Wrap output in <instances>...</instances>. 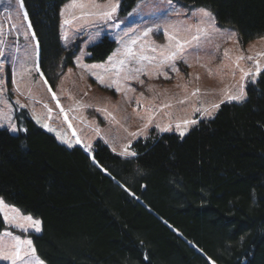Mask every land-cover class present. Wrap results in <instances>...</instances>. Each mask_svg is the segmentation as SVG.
I'll return each mask as SVG.
<instances>
[{"label": "trees", "instance_id": "16d2710c", "mask_svg": "<svg viewBox=\"0 0 264 264\" xmlns=\"http://www.w3.org/2000/svg\"><path fill=\"white\" fill-rule=\"evenodd\" d=\"M65 1L22 0L51 86L75 54L61 44ZM176 1L208 7L242 42L264 35V0ZM113 47L103 37L88 59ZM246 96L183 137L151 130L134 156L97 141L94 161L15 110L17 134L0 128V197L41 221L31 238L46 264H264V72Z\"/></svg>", "mask_w": 264, "mask_h": 264}, {"label": "rangeland", "instance_id": "374dc122", "mask_svg": "<svg viewBox=\"0 0 264 264\" xmlns=\"http://www.w3.org/2000/svg\"><path fill=\"white\" fill-rule=\"evenodd\" d=\"M70 2L71 0H66L60 7L59 33L62 47L75 52L72 64L66 67L54 86L49 83L45 85L44 80L40 78V73L35 71L23 77L17 75L16 79L20 88L17 92L12 84L13 71L23 72L21 64L29 69L38 64V43L36 38H32V29L28 31L30 25L28 18L23 19L26 14L25 9L23 8V12L20 11L17 0H0V41H2L0 49L4 52V56H0V64L4 65L0 79L5 82L4 90L0 92V113L12 117L11 121L0 120V128L8 130L11 134H17L15 110H26L39 127L47 132L49 131L42 127V124H48L53 128L55 131L49 133L53 134L61 144L69 147L63 141H70L72 147H80L93 161V149L97 141L105 143L112 152L122 157H130L132 156L130 153H134V142L145 139L153 129L158 134L179 135L176 128L179 122L181 130L187 127L185 132L187 134L195 124L185 126L183 120L195 119L198 122L213 118L219 108L213 109L212 105L227 101L225 89L234 92L239 87L241 72L235 66L234 58L242 53L247 56L264 51V35L242 42L234 28L221 26L215 19L216 28L220 31L210 30L211 43L202 39L200 51L196 52L192 48H187V54H181V58L170 62L176 65L178 71H172L168 65L158 69L154 64L150 65L145 62L148 74L140 75V80L144 83L141 84L137 80H123V72H121L119 81L121 91L117 92L115 85L111 88L107 85L117 79V69L113 68L112 64L123 58L125 45H129L135 53H139L141 45H144V54L155 56L159 60L160 49L152 52L148 46L152 44L163 46L169 43L164 35L165 26L190 25L191 31L181 33V35L191 36L196 34L198 21V18L192 17L191 13L201 8L209 10L215 17L214 13L208 7L187 6L176 0H172L171 6L167 4V0H138L126 13L120 12L119 5L113 20H99L91 17L87 24H84L83 20H77L62 28L64 19H70L71 15L79 16L82 11L81 9H66V5ZM83 2L87 3L89 0H83ZM95 2L103 5L108 0H95ZM157 8L160 11H157ZM172 8L179 10L182 14L179 16L171 14ZM62 9L65 10L63 17L61 16ZM92 10L89 7L83 11ZM165 10L169 12V15H162ZM157 25H160L159 31L156 30ZM148 27L153 28V32L148 36H143L144 29ZM25 32L27 35L24 34ZM233 32L236 36L229 39V35ZM103 37H108L114 43L112 51L102 60H89V48ZM137 37L139 39L132 44V39ZM194 47H196L195 43ZM225 49L229 50L228 57L224 56ZM117 50H120L119 54L113 57L112 62H109V56ZM77 58L81 66L77 65ZM260 62L264 67V58H261ZM251 63L246 60L240 61L241 67L245 69L250 67ZM92 65H103L104 67L91 68ZM130 66L139 67L138 64H130ZM162 71L167 73V79L161 74ZM96 76H101L103 83L98 82ZM249 83H252L251 77L245 81V92ZM49 87L52 89L51 92L48 91ZM128 88H134L135 91H128ZM194 91L196 95H192ZM52 93H55L57 99H52ZM245 100L232 102L242 103ZM58 103L64 109V113H61L60 107H57ZM20 105L24 107L21 108ZM45 105L48 107L45 108ZM164 105L169 106L164 107ZM195 107L202 108V111H193ZM149 108L153 111L151 122L147 119ZM49 109H51L50 113ZM203 109H207L211 115ZM65 114L67 122H65ZM34 116L40 119V124L36 122ZM13 123L16 125V131L11 130L10 125ZM146 123L148 127L144 128ZM157 124L161 127L168 126L170 130L161 132L156 127ZM97 128L99 133L95 131ZM57 132L61 133L62 138H57ZM132 132L139 133V135L130 136L129 133ZM77 137L82 141L81 144H76ZM84 144L90 146V151H85ZM125 145L130 146L126 149ZM121 153L124 154L121 155ZM2 199L7 205L18 209L21 215H30L33 219L39 220L4 198ZM5 230L12 231L14 235H20L22 238L27 235L30 239H32L31 234L41 233V231L37 233L30 229L25 234L4 224L0 232ZM0 264H9V262L0 261Z\"/></svg>", "mask_w": 264, "mask_h": 264}, {"label": "snow or ice", "instance_id": "6c2138e0", "mask_svg": "<svg viewBox=\"0 0 264 264\" xmlns=\"http://www.w3.org/2000/svg\"><path fill=\"white\" fill-rule=\"evenodd\" d=\"M17 3L19 5V9L21 12H23L24 5L22 3V0H17ZM167 4L169 6L172 5V0H167ZM120 5V0H108L107 3L101 5L97 4L95 0H89V2H83V0H71V2L66 5V9H81L80 15H71L70 19H64L62 21V28L64 25H70L73 23V21L77 20H83L84 24L89 23V18L96 17L99 20H113L115 13L117 12ZM93 9L92 11H83L86 8ZM157 11H160L159 8H157ZM65 14V10H61V16L63 17ZM171 14L174 15H181L182 13L175 9H171ZM162 15L167 16L169 15V12L167 10L162 12ZM192 17H197L198 21L196 24V34L191 36L181 35V33H189L191 31V26H184L183 24L175 25V26H165L164 27V35L167 37L169 43L167 45L159 46V45H149L148 47L151 49L152 52H156L157 49H160V59L157 60L155 56H149L144 54V45H141V51L139 53L133 52L132 48L129 45L124 46L123 50V58L119 59L115 63L112 64L113 68H116V76L117 79L113 80L111 84L107 85V87L111 88L113 85L116 86V91H121L120 87V73L123 72V80H137L141 84L144 83L143 80H140L141 74H148L146 71V64L153 65L158 68L162 69L163 66L168 65L172 71H178L176 65L174 63H170L171 61H175L178 58H181V54H187L186 49L192 48L193 51H200V42L202 39H205L206 42L211 43L210 36L211 31L219 32L220 30L216 28L215 25V17L213 14L204 8L198 9L196 11H193L191 13ZM24 20H27V15L25 14L23 16ZM15 27V25L13 26ZM160 25L156 26V30L159 31ZM31 30V26H28V31ZM153 32V28L148 27L145 28L142 35L148 36L149 33ZM27 35V32L24 33ZM236 36V33H231L229 35V39H232ZM32 38L35 39V34L32 35ZM139 39V37L132 39L131 43L135 44L136 40ZM2 43V41H0ZM195 43L196 47L193 48V44ZM219 46L217 45V48ZM120 50H117L116 53H113L112 56H109L108 60L109 62L113 61V57L117 56L119 54ZM0 56H4V52L2 49H0ZM224 56H229V50H224ZM261 58H264V51L257 52L255 55H247L245 56L243 53L241 55H238L234 58V64L237 68H239L241 72L240 76V84L236 91L229 92V90L225 89V97L227 102L231 103L232 101H243L246 98V92H245V81L247 78L251 77V82H256V77L259 76L262 72H264V67L261 65ZM13 60L15 58L13 57ZM250 61L251 66L245 69L244 67H241L240 61ZM187 63V61H185ZM130 64H138L139 67H132ZM77 65L81 66L79 63V58H77ZM21 67L23 68V72L17 73L15 70L13 71V79L12 84L14 85V88L17 92L20 91L18 81L16 79L17 75H20L23 77V75L28 74L31 75L32 71H35L36 73H40V78L44 80V84L47 85V80L44 79L43 73L40 72V67L38 64H35L34 68H26L21 64ZM89 67V66H84ZM103 65H92L91 68H102ZM4 70V65L0 64V73H2ZM71 71V69L69 70ZM161 74L165 75V78L167 79V73L161 72ZM96 79L98 82L103 83V78L101 76H96ZM4 80L0 79V92H2ZM128 91H135L134 88H128ZM48 91L51 92L52 89L49 87ZM198 91V90H197ZM192 95H196V91L192 93ZM52 99H57L55 93H52ZM224 101H221L223 103ZM137 103L139 104V100H137ZM183 103V101H181ZM17 104H19V101H17ZM169 105H164V107H168ZM21 108L24 107V105H20ZM48 106L45 105V108ZM57 107H60L59 103L57 104ZM220 107V104H213V109H218ZM61 113H64V109L60 107ZM97 111H101V109H97ZM195 112H201L202 108L195 107L193 109ZM204 112H207L208 115H211V112H208L207 109H203ZM51 112V109H49V113ZM149 115L147 117L148 121L151 122L153 111L152 108L148 109ZM111 115V114H109ZM36 122L38 124L41 123L39 118H36ZM7 119L9 121L12 120V117L10 115H7L5 113H0V120ZM65 122H67V116L65 114ZM197 123V120L195 119H185L183 120V124L185 126L187 125H194ZM11 130L16 131V125L13 123L10 125ZM42 127L46 128L49 132L55 131L53 128L49 127L48 124H42ZM71 127V125H69ZM148 124L146 123L144 125V128H147ZM156 127L161 131H168L170 130L168 126L161 127L159 124L156 125ZM176 128L179 131V135L183 137L185 135V132L187 131V127H185L183 130H181V124L178 122L176 124ZM97 133H99V129H95ZM57 138H62L61 133L57 132ZM75 136V132L73 133ZM130 136H137L139 133L132 132L129 133ZM64 143H67L69 147H72V143L70 141L64 140ZM82 141L77 137L76 144H81ZM130 145H125V148L127 149ZM85 151H90V146L84 144L83 145ZM124 153H121L123 155ZM130 155H136L135 153H130ZM0 217L3 218L4 224L7 225L9 228H14L22 233L27 234L29 230H33L37 233L41 231V221L35 220L30 215H21L18 209H16L14 206H9L5 203V201L0 198ZM0 261H7L9 264H44V261L40 259L36 254V249L33 246V241L30 238H27V235L25 238H22L20 235H14L12 231L5 230L3 232H0Z\"/></svg>", "mask_w": 264, "mask_h": 264}]
</instances>
